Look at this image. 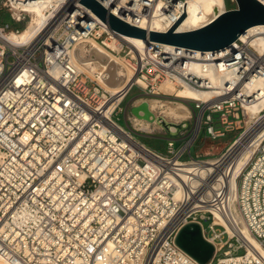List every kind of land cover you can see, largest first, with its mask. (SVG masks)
Instances as JSON below:
<instances>
[{
    "label": "built area",
    "instance_id": "1",
    "mask_svg": "<svg viewBox=\"0 0 264 264\" xmlns=\"http://www.w3.org/2000/svg\"><path fill=\"white\" fill-rule=\"evenodd\" d=\"M36 1L46 2L47 19L34 39L15 45L7 38L28 27L31 1L0 0V16L12 22L0 24V257L7 264H199L176 244L185 226L197 224L215 248L210 264H251L245 234L264 248V137L236 177L199 168H220L241 138L214 160L195 159L191 149L202 130L213 140L238 131L259 101L246 90L264 79V49L252 42L264 30H249L220 52L143 39L137 48L80 2ZM95 1L128 25L166 34L190 0ZM228 12L225 5L216 18ZM154 20L163 31H152ZM91 41L132 74L116 96L102 85L112 83L102 67L108 57ZM91 66L101 73L90 76ZM166 84L211 95L180 99L161 91ZM134 88L144 94L136 106L170 103L190 113L178 120L183 130L167 155L137 137H169L157 123L126 110L128 128L119 123Z\"/></svg>",
    "mask_w": 264,
    "mask_h": 264
},
{
    "label": "bare ground",
    "instance_id": "2",
    "mask_svg": "<svg viewBox=\"0 0 264 264\" xmlns=\"http://www.w3.org/2000/svg\"><path fill=\"white\" fill-rule=\"evenodd\" d=\"M44 3L46 2L31 1L29 3L31 6L29 9L31 22L20 35L12 34L8 36L7 39L12 42V44H20L22 42L32 40L36 37L39 31L38 28L41 27L44 21L47 19V14L45 12V8L43 7ZM224 11V0H190L188 3L186 18L179 25L178 32L184 33L204 28L207 25L211 24L218 14L224 13ZM152 24L154 26V29H158L152 31H163V27L158 20H154ZM257 30H264V26L254 27L250 29L249 33L251 34ZM125 40L126 42H128V44L136 46L137 48H140L144 45L141 39L130 37ZM252 42L255 47L264 49V37H258ZM91 44L96 52H101L108 57V62L102 65V67L106 68L111 74L112 83H102L103 87L112 95H118V93H120L125 88L124 85L120 84L121 78L126 77L130 79L132 76L129 68L126 64H124V61L122 59H119L111 54L100 44L94 41H91ZM108 46L114 50L118 49V46L115 43H110L108 44ZM119 65L123 66V69L119 70ZM84 71H86V73H88L90 76L96 77L97 74L101 73L102 69L100 68V66H91L89 68H85ZM212 80L215 83L217 82L216 78H212ZM161 91L170 96L178 94V98L180 99H190L200 102L206 101L207 98L211 95L209 93H199L189 89L178 90L174 85L170 84L163 85L161 87ZM254 92H257L260 97L258 102H256L252 106H248L246 109L248 119L250 120V124H252L248 128L247 133L234 146L232 151L225 157V159L223 160L225 161V163H223L220 168L209 164L199 168V171L208 172L213 170L219 171L220 169H222L226 173L229 172L230 176L236 177V175L240 173L246 162L251 158L253 151L258 146L260 140L264 137V117H261L264 113V79H256L254 80V83L248 85L246 93L251 94ZM147 104L149 105L150 111L152 113H154L155 110L159 109L161 110L160 114L164 116V118H167L169 122H172L174 124H178V120L190 118L189 111L182 105H174L170 103L158 104L154 102H150ZM143 127L145 128V130L149 129V126L147 124H143ZM192 169V167H186L185 172H192ZM245 241L246 243H249L253 246V248L250 249V255L248 256V260L250 261V263L264 264V248L260 245V243L255 241L247 233L245 234ZM0 264L7 263L0 257Z\"/></svg>",
    "mask_w": 264,
    "mask_h": 264
},
{
    "label": "water",
    "instance_id": "3",
    "mask_svg": "<svg viewBox=\"0 0 264 264\" xmlns=\"http://www.w3.org/2000/svg\"><path fill=\"white\" fill-rule=\"evenodd\" d=\"M75 1L88 7L111 27L112 31L127 37L149 40L152 43L171 45L194 52H220L234 45L250 29L264 26V5L257 0H236L237 9L220 15L206 27L179 33L178 27L186 18L184 5V13L166 34L145 31L128 25L111 15L95 0ZM137 101L138 99L129 102L125 109L126 112H130L139 120L157 123L171 137H176L183 130L182 125L170 123L164 118H156L146 102L136 106ZM172 129L177 132H173ZM176 244L199 264H210L214 259L215 248L205 240L202 229L197 224L185 226L178 234Z\"/></svg>",
    "mask_w": 264,
    "mask_h": 264
},
{
    "label": "rangeland",
    "instance_id": "4",
    "mask_svg": "<svg viewBox=\"0 0 264 264\" xmlns=\"http://www.w3.org/2000/svg\"><path fill=\"white\" fill-rule=\"evenodd\" d=\"M224 3L228 11L237 9V4L235 0H224ZM2 23L12 25V22L8 15H5L4 17L0 16V24ZM21 28L23 29V27ZM118 67H119L118 68L119 70L123 69L122 68L123 66L119 65ZM143 95L144 94L142 93L141 90L134 88L130 92L128 97L126 98L125 102L123 103L122 105L123 112H121L119 116L120 118L119 123L125 128H128L126 121H125V115H124V110L126 109V106L132 100L139 99ZM261 117H264V113L262 114ZM249 124H250V120L247 118L246 120L243 121V125L238 131L234 132L230 136L217 139V140L210 139L208 136H206L204 130H202L198 140L196 141V143L191 149L192 157L195 159L202 157V158L213 159V160L221 158L222 155L226 153L225 151L227 147L231 144L233 140L238 139V138H241V139L243 138V136L247 133L248 128L252 125V124L250 125ZM137 137L142 143L153 148L154 150L161 152L164 155H167L168 143H169V140L172 139L170 135L169 137H164V136H148V135L141 134V135H137ZM180 146L181 144L179 142H176V148H179ZM188 159H190V157L187 154L184 157V160H188ZM209 224H210L209 222H205L204 226L208 228ZM243 253L244 252H241L240 254H243Z\"/></svg>",
    "mask_w": 264,
    "mask_h": 264
}]
</instances>
